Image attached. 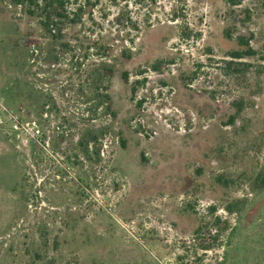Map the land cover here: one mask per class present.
Segmentation results:
<instances>
[{
    "label": "rangeland",
    "instance_id": "374dc122",
    "mask_svg": "<svg viewBox=\"0 0 264 264\" xmlns=\"http://www.w3.org/2000/svg\"><path fill=\"white\" fill-rule=\"evenodd\" d=\"M64 1L53 43L0 0V97L35 124L0 123V264H264V0Z\"/></svg>",
    "mask_w": 264,
    "mask_h": 264
},
{
    "label": "trees",
    "instance_id": "16d2710c",
    "mask_svg": "<svg viewBox=\"0 0 264 264\" xmlns=\"http://www.w3.org/2000/svg\"><path fill=\"white\" fill-rule=\"evenodd\" d=\"M10 6L12 7H28V14L31 16H38L41 18V24L45 31L48 33V35L51 37V40L53 43H59L62 40H64V36L62 35V21L67 20L68 16L66 15L65 10V1L64 0H8ZM241 0H228L229 3L232 5H238ZM62 25V27H59ZM56 29V30H55ZM254 53L252 51H247L246 55H253ZM235 57H240L242 54L236 53L233 54ZM109 74H113L112 69L106 70ZM124 80L127 81V74H124ZM135 88H133V92H135ZM105 97V96H104ZM3 98L7 101L8 99L7 95L3 96ZM37 102L39 103L41 100V96H36ZM97 98H99V95L97 94ZM100 104L107 103L111 104V99L106 96L104 99H100ZM43 104V103H42ZM45 107V103L42 105ZM233 121V118L232 120ZM86 133L85 136H83L82 140L79 142V145L82 149L81 153L88 159L91 160V157H95L96 161H100L101 154L99 148H97V143L99 140V135L96 134V132ZM91 143H94L96 145V148L92 151V154L89 150V145ZM123 143V142H122ZM124 144V143H123ZM93 155V156H91ZM256 182L260 187H264V168L263 170L258 174L256 178ZM231 208V207H230Z\"/></svg>",
    "mask_w": 264,
    "mask_h": 264
},
{
    "label": "built area",
    "instance_id": "2783aa9c",
    "mask_svg": "<svg viewBox=\"0 0 264 264\" xmlns=\"http://www.w3.org/2000/svg\"><path fill=\"white\" fill-rule=\"evenodd\" d=\"M8 122L12 129L15 131L33 132L34 134V123L24 122L18 116V114L9 106L6 105L4 100L0 97V123Z\"/></svg>",
    "mask_w": 264,
    "mask_h": 264
}]
</instances>
